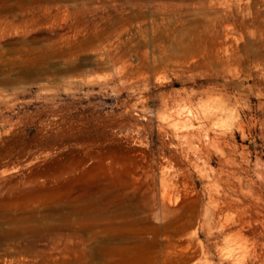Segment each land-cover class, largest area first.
Returning a JSON list of instances; mask_svg holds the SVG:
<instances>
[{"label":"rangeland","instance_id":"obj_1","mask_svg":"<svg viewBox=\"0 0 264 264\" xmlns=\"http://www.w3.org/2000/svg\"><path fill=\"white\" fill-rule=\"evenodd\" d=\"M244 207L264 0H0V264H260Z\"/></svg>","mask_w":264,"mask_h":264},{"label":"bare ground","instance_id":"obj_2","mask_svg":"<svg viewBox=\"0 0 264 264\" xmlns=\"http://www.w3.org/2000/svg\"><path fill=\"white\" fill-rule=\"evenodd\" d=\"M225 172H226V175L225 176H227L226 180L229 181V179H230V177H228V174L229 173L227 171H225ZM246 185L249 186L250 184L247 183ZM237 200H235V198L233 199L232 197H230L228 195L227 198H226V201L224 202V206L223 207H220L221 205L219 206V211H224L225 209L226 210H231V211L233 210L234 211V209H237V212H238L239 211V207H240L241 204H238V201ZM247 207L246 208L244 207L243 210H240L239 215H237L238 218H237L236 221H234L232 223L226 222V223L220 224V231H225V230H230V229L236 228L235 235H237V236H239V237H241V238H243L245 240H247V238H253L254 240L256 239L255 242H258L259 243L260 240H264V230H263L264 228L263 229L260 228V226L262 224L258 220L260 218L256 219L254 217L255 214H252L251 213L252 210H249L250 208L248 209ZM261 214H262V212H261ZM225 220H224V222H225ZM14 222H15V220H14ZM14 229L16 230V228H14ZM11 231H13V230H11ZM260 243L263 246V248H262V250L260 249L262 252L260 251L259 254L257 253V261L260 264H264V242H260ZM257 246L260 248L259 245H257ZM258 247H256V248H258ZM255 251H256V249H255Z\"/></svg>","mask_w":264,"mask_h":264}]
</instances>
